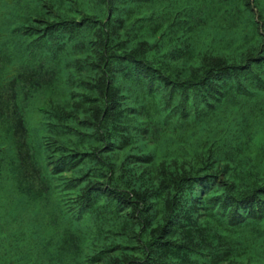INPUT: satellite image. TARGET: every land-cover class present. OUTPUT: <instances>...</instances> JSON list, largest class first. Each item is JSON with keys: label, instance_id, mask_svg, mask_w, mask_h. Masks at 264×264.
<instances>
[{"label": "trees", "instance_id": "16d2710c", "mask_svg": "<svg viewBox=\"0 0 264 264\" xmlns=\"http://www.w3.org/2000/svg\"><path fill=\"white\" fill-rule=\"evenodd\" d=\"M205 1L0 0V176L51 231L33 264H264L263 0H210L202 28Z\"/></svg>", "mask_w": 264, "mask_h": 264}, {"label": "rangeland", "instance_id": "374dc122", "mask_svg": "<svg viewBox=\"0 0 264 264\" xmlns=\"http://www.w3.org/2000/svg\"><path fill=\"white\" fill-rule=\"evenodd\" d=\"M185 7L187 0H174ZM210 0L203 2L199 16V25H207L211 12ZM258 12L264 13V0L258 6ZM229 28L219 29V43L228 41ZM260 106L264 108V95L261 96ZM234 116L243 117L242 113ZM30 117V116H29ZM248 118V126L252 133L250 147L255 154L260 146H264V114H244ZM32 117L28 119L30 121ZM32 140H34L33 135ZM51 231L46 223L44 211L23 202L13 192L11 181L6 176H0V264H33L37 261L42 245L50 238ZM37 264V263H36Z\"/></svg>", "mask_w": 264, "mask_h": 264}]
</instances>
